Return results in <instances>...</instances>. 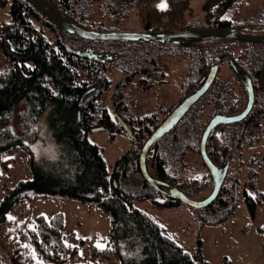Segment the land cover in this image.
Segmentation results:
<instances>
[{
    "label": "trees",
    "instance_id": "1",
    "mask_svg": "<svg viewBox=\"0 0 264 264\" xmlns=\"http://www.w3.org/2000/svg\"><path fill=\"white\" fill-rule=\"evenodd\" d=\"M44 1L79 27L101 33L118 31L116 27L128 19L132 6L142 28L140 32L173 33L208 28L264 34V14L248 23L249 27L234 25L226 18L239 0H224L207 10L204 19L197 23L187 21L195 17L193 0ZM160 3L164 5L160 6ZM1 5L5 3L1 2ZM10 13L11 20L0 24V50L6 64V69L0 72V169L8 172L16 161L13 155H20L26 160L31 179L19 180L13 188H7L0 202V254L5 262L66 264L79 259V247L66 242L62 213L47 220L44 216L34 217L28 211L20 221L9 219V214L24 201L32 205L37 200L52 198L94 207L111 217L108 247L92 251V258L97 261L108 264H209L198 254L187 251L157 217L135 207L137 203L150 201L154 209L163 211L181 207L180 202L143 179L142 185L134 191L124 187V182L130 178L142 177L140 155L145 143L180 104V100L170 104L167 110L177 106L160 124L156 113L142 119L128 118L125 114L129 104H133V89L145 93L155 84H167L169 75L161 71L157 59L162 48L170 45L84 40L58 29L28 0H12ZM49 33L55 35L54 40L50 39ZM171 46L187 48L196 54L190 57L195 59H190L185 74L187 81L182 99L201 88L213 66L221 67L224 63L240 71V78L251 79L255 89L258 86L256 82L264 66V44L205 38ZM138 49L145 52L136 54ZM236 49L243 54L237 57ZM111 72L123 75L115 85L108 78ZM111 89L114 92L110 109L103 97ZM230 94L228 84L217 78L176 128L152 147L147 166L154 178L195 199L205 186L198 180L179 184L169 172H178L184 167L185 152L193 146L200 147L208 125L200 120L203 107L213 98L225 105ZM259 100L257 97L242 137L240 125L222 127L211 134L208 153L214 164L227 162L231 166L232 159L241 156L244 144H259L260 137L256 133L264 119V108L259 107ZM232 102L226 105V111H236ZM19 106L23 108L18 115V125L14 127ZM117 118L131 130L132 147L110 172L103 150L90 140V135L95 131H106L111 140L117 134L127 135ZM46 136L54 145L52 159L39 158L31 147V143ZM249 178V189L256 191V173ZM237 184V179L230 187L225 183L217 201L202 209V214L221 215L224 218L221 222L236 215ZM244 195L248 210L255 217L259 206L264 204V194L256 192L251 196L245 191Z\"/></svg>",
    "mask_w": 264,
    "mask_h": 264
},
{
    "label": "rangeland",
    "instance_id": "2",
    "mask_svg": "<svg viewBox=\"0 0 264 264\" xmlns=\"http://www.w3.org/2000/svg\"><path fill=\"white\" fill-rule=\"evenodd\" d=\"M1 2H4L5 5L2 6ZM11 2L12 0H0V24L11 20ZM159 5L163 6L164 3H160ZM206 5L207 0H193L192 8L195 12V17L188 18L187 21L189 23L201 22L204 19ZM263 14L264 0H239L230 8L226 14V18L231 20L234 25L249 27L250 24L248 23L260 18ZM116 28L118 31L115 32H140L142 30L136 16L135 7H130L128 19L125 22H120ZM251 28L253 27L251 26ZM49 37L51 40L55 39V35L52 33H49ZM143 52L145 51L138 49L136 54H142ZM236 52L237 57L239 56L238 54H243L240 53L239 49H236ZM160 53L157 61L160 63L161 71H165L169 75L167 77V84H155L149 92L145 93L141 92V90L139 91L138 88L133 89V104H129V111L125 112L128 118L142 119L147 115L151 116L156 113V118L160 124L177 105L172 107L171 110H167V107L182 99L183 86L187 81V75L185 76V74L188 73L190 59H195L190 57L196 54L194 51H190V49H179L173 46L162 48ZM194 64L192 66L195 69ZM5 69V59L0 50V72H3ZM108 78L113 80L115 85L123 78V75L111 72ZM218 78L227 83L231 88V94L227 96L225 104L233 101L232 103L236 102L239 110L244 108L247 99L246 92L243 91L226 63L222 64ZM137 80L139 81L141 78ZM113 92L112 89L108 90L103 97V99L106 98L105 105L110 109ZM259 97L261 103L259 107L264 108V99L260 94L258 95V99ZM214 100L215 98L203 107L200 120L205 125L210 122L215 115V111H217ZM22 108V106H19L16 109V116L13 122L14 127L18 125V115L21 113ZM256 135L260 137L259 144L251 147L249 144H244L241 156L235 160L232 159L229 179L226 182L227 186L230 187L233 181L235 182V179L238 180L236 187L238 211L236 215L229 216L224 222H221V220H224L221 215L202 214V209H192L185 205L159 211L153 208L150 201H145L137 203L135 207L157 217L168 232L187 251L193 255L198 254L209 264H264V204L259 206L255 217H253L248 210L244 195L245 191L251 196H254L256 192L264 194V119ZM90 140L103 150L110 172H113L119 160L132 147L130 138L123 133L117 134L116 138L111 140L108 132L95 131L91 133ZM31 144L32 149L39 158H53L54 145L49 136ZM198 150L199 146L198 148L193 146L192 149L185 152V156L182 159L184 167L178 172L170 171L169 173L177 178L179 184H191L194 180H198L200 185L205 187L194 198L202 200L210 195L213 181ZM13 157L16 161L8 172L0 169V173H2L0 202L4 198L7 188H13L19 180L31 179L26 160L20 155H13ZM249 170L257 175L254 181L256 191L249 189ZM142 179L144 180L143 176L130 178L124 182L125 189L134 191L136 187L139 188L142 185ZM28 211L34 217L44 216L47 220H51L57 213L64 215L66 242L73 245L76 244L79 247V259L75 263L66 264H108L107 262L93 259L92 251L93 249L103 250L108 247V238L112 227V220L109 215L104 214L97 208L78 202L70 200L57 201L52 198H46L37 200L32 205L27 201L22 202L9 214V217H11L9 219L15 222L20 221ZM0 264H7L4 262L1 254Z\"/></svg>",
    "mask_w": 264,
    "mask_h": 264
},
{
    "label": "water",
    "instance_id": "3",
    "mask_svg": "<svg viewBox=\"0 0 264 264\" xmlns=\"http://www.w3.org/2000/svg\"><path fill=\"white\" fill-rule=\"evenodd\" d=\"M28 2L50 23L56 26L58 29L73 35L81 39L88 41H98V42H146V43H158L161 45H175L180 46L183 41L205 39V38H219L228 39L232 41H237L245 44H264V34L255 35L250 33L239 32L234 29H192L183 30L174 33H149V32H94L90 30H85L75 23L63 18L60 14L55 12L51 7L47 5L44 0H28ZM219 67H213L207 82L202 88H200L196 93H194L190 98H188L181 106L176 108L172 114L152 133L150 138L145 143L141 155H140V170L144 177V180L156 189L163 190L164 194L172 198L181 204L192 208V209H205L210 207L216 199L219 197L223 186L225 185L226 178L230 169L229 164L226 166L219 167L214 164L210 159L208 153V141L211 134L222 125H232L240 123L247 118L251 113L255 104V89L251 80L243 82L248 90L249 102L245 111L236 117L232 118H222L215 117L210 121L206 127L201 144H200V155L205 164L208 172L211 175L213 181V189L210 195L203 200L192 199L183 193L180 189L172 187L167 183L159 181L154 178L147 166V157L152 149V147L157 144L166 135L170 134L176 126L182 121L191 107L200 100L203 95H205L217 76ZM259 87L264 95V66L260 71L259 77ZM121 125L122 130L132 138V132L127 126V124L121 119L117 118Z\"/></svg>",
    "mask_w": 264,
    "mask_h": 264
},
{
    "label": "flooded vegetation",
    "instance_id": "4",
    "mask_svg": "<svg viewBox=\"0 0 264 264\" xmlns=\"http://www.w3.org/2000/svg\"><path fill=\"white\" fill-rule=\"evenodd\" d=\"M149 33H151V32H149ZM152 33H155L154 31L152 32ZM169 33H171V32H169ZM174 33V32H173ZM188 41H183V43L181 44V45H184V44H186ZM171 46V45H170ZM228 66H229V68H230V70L233 72V74L235 75V77L236 78H238V82H239V84H240V86L242 87V89H243V91L244 92H246V96H247V99H246V104L244 105V108H242L241 110H239V108H238V106H237V104H236V102L234 103V106H236V108H235V110L236 111H234V110H232V112H228V111H226V106L225 105H227V104H229L230 105V103L231 102H229V103H226L225 105H223V104H221V103H218L217 102V99H216V102H215V106H216V110L217 111H215V115L212 117V119H214L215 117H222V118H232V117H236V116H239V115H241L244 111H245V109L247 108V106H248V102H249V95H248V90H247V88H246V86L244 85V83L243 82H247L248 81V79H243V78H240L241 76V73H240V71H238V70H236L231 64H228V63H226ZM214 67V66H213ZM213 67L211 68V70H210V73H211V71H212V69H213ZM219 67V69L221 70V67L220 66H218ZM188 68H189V65H188ZM263 68V67H262ZM220 70L218 71V73H217V76H216V78H215V80H214V82L217 80V78H218V75H219V72H220ZM262 70V69H261ZM260 70V71H261ZM210 73H209V75H208V77L204 80V81H202V85L200 86L201 88L204 86V84L207 82V79L209 78V76H210ZM259 77H260V74H259ZM259 77H258V80H257V84H258V86H257V88L255 89V85H254V82L251 80V79H249V80H251L252 81V83H253V86H254V89H255V104H254V107H253V109H252V111L255 109V105H256V99H257V95H261V97L264 99V95H263V93L261 92V90H260V87H259ZM248 78V77H247ZM213 85V84H212ZM212 87V86H211ZM210 87V88H211ZM200 89V88H199ZM198 89V90H199ZM197 90V91H198ZM197 91H195L194 93H196ZM194 93H192V94H190L189 96H187V97H185L184 99H181L179 102H180V104L178 105V107L179 106H181L188 98H190ZM200 101V100H199ZM198 101V102H199ZM226 101V100H225ZM224 101V102H225ZM198 102H196L192 107H191V109L188 111V113L193 109V107L198 103ZM178 107H176V108H178ZM252 111H251V113H252ZM188 113L186 114V115H188ZM250 113V114H251ZM172 114V113H171ZM170 114V115H171ZM249 114V115H250ZM169 115V116H170ZM186 115H185V117H186ZM249 115L247 116V118L245 119V120H243L242 122H240V123H236V124H232V125H240V135H241V137L244 135V133H245V131H246V121H247V119H248V117H249ZM168 116V117H169ZM167 117V118H168ZM184 117V118H185ZM166 118V119H167ZM183 118V119H184ZM211 119V120H212ZM210 120V121H211ZM210 123V122H209ZM208 123V124H209ZM208 126V125H207ZM228 126H231V125H222V126H219L215 131H217L218 129H220V128H222V127H228ZM251 147V146H250ZM199 151H200V147H199ZM227 164H229V163H227V162H223L222 164H220V165H218L219 167H221V166H223V168H224V166H226ZM229 166H230V164H229ZM231 167V166H230ZM229 171H230V169H229ZM250 172V174H248L249 175V177L251 176V174H252V171L251 170H249ZM229 173L230 172H228V175H227V178H226V182H227V180H228V177H229ZM210 174V173H209ZM210 177H211V175H210ZM225 182V183H226ZM213 187V186H212ZM213 189V188H212ZM183 205V204H182Z\"/></svg>",
    "mask_w": 264,
    "mask_h": 264
},
{
    "label": "crops",
    "instance_id": "5",
    "mask_svg": "<svg viewBox=\"0 0 264 264\" xmlns=\"http://www.w3.org/2000/svg\"><path fill=\"white\" fill-rule=\"evenodd\" d=\"M221 1H224V0H207V5L205 6L206 8V11L209 10V9H212L214 7H216L217 5H219L221 3ZM193 2V1H192ZM248 167V166H247ZM250 172V171H249ZM248 172V174H250ZM249 177V175H248ZM174 209V208H173ZM180 209V208H179ZM5 262V260H4ZM6 263V262H5Z\"/></svg>",
    "mask_w": 264,
    "mask_h": 264
},
{
    "label": "bare ground",
    "instance_id": "6",
    "mask_svg": "<svg viewBox=\"0 0 264 264\" xmlns=\"http://www.w3.org/2000/svg\"><path fill=\"white\" fill-rule=\"evenodd\" d=\"M217 199H218V198H217ZM217 199H216V201H217ZM216 201H215V202H216ZM215 202H214V203H215ZM214 203H213V204H214ZM213 204H212V205H213Z\"/></svg>",
    "mask_w": 264,
    "mask_h": 264
},
{
    "label": "snow or ice",
    "instance_id": "7",
    "mask_svg": "<svg viewBox=\"0 0 264 264\" xmlns=\"http://www.w3.org/2000/svg\"><path fill=\"white\" fill-rule=\"evenodd\" d=\"M11 219V217H9ZM99 247V245H97Z\"/></svg>",
    "mask_w": 264,
    "mask_h": 264
},
{
    "label": "built area",
    "instance_id": "8",
    "mask_svg": "<svg viewBox=\"0 0 264 264\" xmlns=\"http://www.w3.org/2000/svg\"><path fill=\"white\" fill-rule=\"evenodd\" d=\"M153 30H150V32H152Z\"/></svg>",
    "mask_w": 264,
    "mask_h": 264
}]
</instances>
